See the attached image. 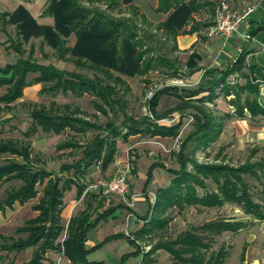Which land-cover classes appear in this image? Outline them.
<instances>
[{
	"label": "trees",
	"instance_id": "trees-1",
	"mask_svg": "<svg viewBox=\"0 0 264 264\" xmlns=\"http://www.w3.org/2000/svg\"><path fill=\"white\" fill-rule=\"evenodd\" d=\"M155 1L153 12L166 15V18L156 25L152 22L147 23L143 15L139 16L135 0H47L42 15L51 17L53 25L38 24L22 5L17 6L11 13H0V23L3 26L13 25L16 37L22 42L39 39L41 44L48 45L55 51L58 59L69 58L77 68H87L101 75L89 78L75 71L58 69L52 64H41L32 57L33 47L25 58L21 49L22 43L18 42L13 45L19 55L17 60L0 66V88H6L5 93L0 96V103L9 107L22 98L26 87L40 84V94L56 96L60 93H70L77 98L90 95L98 113L107 115L111 112L113 116L119 113L123 118L119 125L111 119L104 125L94 124L81 119L85 113L78 106L71 108L69 104L51 101L48 106L39 105L30 112L31 123L24 132L26 140L0 138V159L4 160L0 163V182L20 183L18 187H11L5 191L0 199V212L12 208L16 202L23 205L33 200L38 194L37 186H43L42 196L32 206L37 215L25 220L23 225L16 229L17 234L25 236L14 238L0 234V250L8 253L33 248L27 264H43V254L48 250L62 252L72 264H104L103 261H89L87 257L106 242L125 239L135 248V252L123 255L119 264H124L130 256L140 255L136 241L123 233L110 235L94 247H86L88 233L100 220L111 216L124 205L118 204L95 213L96 217L92 218L94 211H90L91 206L87 204L84 209L70 217L67 226L62 223L61 213L64 207V193L72 187L76 189L77 199L86 198V185L79 183L78 178L85 176L92 165H98L103 173L114 162L117 138L126 141L129 136L146 132L153 137H175L178 133L180 122L175 125H162L149 120V117L145 120H136L127 115L124 109L127 102L119 95V91L123 94L127 92L128 87L121 75L145 76L150 71L158 70L170 77H176L178 72L174 61L157 53L151 45L155 34L160 33L174 42L180 33H193L200 27L210 26L211 22H197L193 15L202 10L213 15L216 5L212 0ZM86 3L89 5L103 3L106 6L105 10L110 13H122L125 7L132 16L117 19L98 7L86 6ZM140 21L148 24V27H154V31L145 29L140 36L138 33ZM189 24L190 29L186 31L185 27ZM262 29L264 25L257 28ZM70 36L75 38L72 46L67 45ZM246 55L247 53L242 51L224 71H219V78L211 81L208 87L166 86L155 91L147 100L150 114L159 120L174 112H180L183 116L184 111L190 110L186 114L195 119V129L185 141L187 143L196 140L200 147L205 148L219 139L224 121L232 117L229 113L215 115L205 107L206 101L212 103L216 98L215 89L222 84L223 97L233 96L227 102L234 107V117H244L245 112H248L251 118H264V108L255 99L257 85L249 80L250 75L254 78L261 75L264 79V71L251 63L248 64L246 72L243 71ZM215 71L210 70L207 74L212 76ZM235 72L247 79L246 83L241 85L225 83V79ZM29 75L33 77L29 78ZM145 82L149 83L147 79ZM204 93L206 94L203 95ZM163 94L175 96L179 103L167 112L159 114L157 105ZM38 129L55 135H60L67 129L75 135L84 134L88 130H94L97 134L86 144L81 145L73 141L59 144L58 150L78 149L81 157L74 163L61 165L59 174H54L36 165L39 160L31 157L30 138ZM186 143L183 142L176 153L179 169H168L172 175L170 184L157 190L152 205V212L157 216L149 221L146 219L147 225H143L135 234L164 230L171 218L161 215L168 210L177 209L178 212H182L188 207L222 208L226 204L237 206L249 217V221L217 219L199 226H190L174 238L159 239L146 254L149 256L158 250H164L172 257V264H224L230 254L229 247L223 245L216 251L212 250L215 237L222 233L236 234L254 222L264 221V189L259 198L255 199L246 180L247 177H251L264 184V159L247 161L238 166L224 162L198 163L193 160V153L189 156L185 154ZM187 164L192 166V171L187 170ZM155 166L150 165L147 180ZM70 171L71 176L64 178L63 172ZM207 181L213 183V189H208ZM64 232L66 237L62 240ZM245 252L244 246L240 254L241 264L245 260Z\"/></svg>",
	"mask_w": 264,
	"mask_h": 264
},
{
	"label": "rangeland",
	"instance_id": "rangeland-1",
	"mask_svg": "<svg viewBox=\"0 0 264 264\" xmlns=\"http://www.w3.org/2000/svg\"><path fill=\"white\" fill-rule=\"evenodd\" d=\"M215 5L221 0H212ZM229 5L234 8L242 9L247 5L255 4L260 0H224ZM88 7H98L101 11H106V6L103 3H94L93 5L85 4ZM135 5L137 6L139 16L143 15L146 18L147 23L152 22L156 25L164 16L161 14H155L153 12L154 0H135ZM114 18L120 17H131L128 8H123L122 13L119 12H107ZM137 19V17L135 18ZM139 21V20H137ZM139 34L142 36L145 29L151 31L154 27H148V24L139 22L138 25ZM2 30L1 40L2 46H4L5 52L0 53V66H4L7 63L15 62L19 55L14 50V44L21 42V49L23 51V57H27L30 52V48L33 47V59L41 64H52L55 67L66 70L69 72H77L87 75L89 78H93L95 75L101 77L100 74H96L94 71L84 68H77L74 63L68 59L60 60L57 58L55 51L48 45L41 44L39 39H32L27 43L22 42L16 37V30L12 25H0ZM156 37L154 42L151 43L155 51L170 60L176 58V67L178 72L181 73L182 84L179 86H185L189 88H197L200 86H205L204 75L200 77H192L189 75L188 70L184 67L185 56L178 54L173 50V43L170 39L166 38L160 33L155 34ZM74 36H70L67 39V45L72 46L74 44ZM248 63H246L243 71L246 72ZM33 75H29L32 78ZM242 77V76H241ZM121 78L127 84L128 90L123 93L119 91L124 100H126L125 111L127 115L134 117L136 120H149L162 124V125H175L180 122V127L178 133L175 137H153L147 132L141 134L139 137L133 138L128 144L129 148L124 153H119L117 155V161L123 162L127 159L130 161L133 169L129 181V192L127 198L131 199L132 195H140L145 197L148 195L146 191L142 190L143 181L137 179H144L146 177L147 169L152 162L160 164L163 166L160 172L163 176H170L165 170L166 168L179 169V164L177 162L176 153L182 146L183 142L186 143L185 139L194 131L195 119L186 114L190 110L184 111L182 116L180 112H175L176 115H170L162 119H155L149 111L147 100L151 95L163 87L172 85L175 78H171L167 73L161 71H150L145 76H124ZM235 76V73L230 74L226 79L225 83L230 85H241L246 83L244 77ZM145 79L149 83L145 82ZM249 80L257 85V94L255 96L256 101L261 98L264 94L261 87H259L260 81L264 79L259 75V78H254L253 75L249 76ZM41 88L40 84L32 85L23 90L22 98L18 99L16 102L12 103L11 106L5 107L4 104L0 103V138H11L19 141L26 140L24 132L28 129L31 123L30 112L32 109L39 105L48 106L51 101H55L57 104H69L71 108L78 106L85 115L81 116V119L90 121L94 124L104 125L109 119L113 120L115 124L122 122V115L117 114L113 116L111 112L107 115L98 113L92 104V97L90 95H84L81 98L74 97L72 94H58L56 96L40 94L39 90ZM220 88V89H218ZM215 89L216 101L217 99L224 100L221 96L222 84L220 87ZM5 87L0 88V96L5 93ZM262 92V93H261ZM264 97V96H263ZM262 97V98H263ZM178 99L169 94H163L157 105V112L159 114L167 112L172 109L176 104H178ZM209 110L215 115H220V111L216 108L217 103H206L205 104ZM143 129V126H142ZM122 130V129H120ZM97 134L94 130H88L86 133L81 135H75L71 130L67 129L64 133L60 135H55L53 133H44L40 129L31 136L30 138V150L31 157L35 160H39L36 165L45 168L54 174H59V168L64 164H71L76 162L80 157V150L78 149H61L58 150L57 146L61 143L67 141H73L82 144H86L92 140L94 135ZM119 151H123V144H119ZM222 148V150H221ZM185 154L189 156L193 153V160L198 163L214 164L224 162L231 166H238L247 161H258L259 159H264V153L258 152L254 157H251V149L241 148L238 149L235 146L234 140L229 136L226 138L223 136L217 141L213 142L209 146L203 148L197 144L196 140H190L185 144L184 149ZM20 160V158H14ZM3 159H0V163H3ZM138 165V166H137ZM117 165L111 168L107 174L100 172L97 165H92L89 168V172L81 177L80 179L76 176L79 183H84L86 185V200H81L79 203H74L73 215L80 211L86 203L91 206L90 211L98 213L103 211L110 205L122 204L115 218L110 217V226L107 224H102L97 229L89 233V240H94L96 238H104L105 236L111 234L110 228L115 227L120 224L125 225V234L138 244L140 255L134 260L136 264H172V257L164 250H158L157 252L146 256L147 252L159 239H169L174 238L177 234L185 231L190 226H199L208 221L217 219H233L240 221H249V217L246 216L237 206L226 204L222 208H197L188 207L182 212H178L177 209L168 210L166 213L161 215V217H170L171 220L167 227L162 231H153L149 233L138 234V231L145 223L146 219H154L157 215L152 212V205L154 202L153 194L148 195L149 199H144L142 201H133L134 205L129 207L120 198L103 193L101 190L93 191L89 189L91 185L96 183L98 180L111 178L116 170ZM187 170L192 171V166L187 164ZM72 171L69 173L63 172V177L71 176ZM247 182L249 183L251 190L255 199L259 198L261 191L264 189V184L259 183L256 179L247 177ZM152 182V181H151ZM18 181H12L7 183L0 182V199L4 196L6 190L11 187H18ZM151 185V183L149 184ZM208 189H213L214 185L212 182L207 181ZM42 185L37 186L38 194L37 196L25 204L21 205L15 203L14 207L11 209H6L0 214V234L6 236H13L17 238L19 236H25V234H17L16 229L23 225L24 221L33 218L37 215V212L32 210V206L35 205L39 198L42 196ZM154 190V189H153ZM201 193V190H198ZM92 195V196H90ZM98 197H101L98 200ZM151 198V200H150ZM70 199L75 200V188L72 187L64 193L63 202L67 203ZM107 201V203H106ZM97 202V205L95 206ZM120 215V217H119ZM119 217V218H118ZM64 226H67V222H62ZM66 233L62 235V239H65ZM120 248L118 249L120 255L125 250L124 241H119ZM229 247V257L226 259L224 264H241L240 254L243 247H246L245 262L243 264H264V221L254 222L252 225L245 227L240 232L236 234L232 233H222L221 235L215 237L212 243V250L216 251L221 246ZM121 250V251H120ZM33 248H28L26 250L16 252H5L0 250V264H27L32 256ZM44 260L46 264H72L62 252L48 250L44 254ZM113 256L110 246L105 245L102 249L95 251L94 253L88 255L87 259L89 261H101L108 260ZM151 260V261H150ZM110 264V263H108Z\"/></svg>",
	"mask_w": 264,
	"mask_h": 264
},
{
	"label": "crops",
	"instance_id": "crops-1",
	"mask_svg": "<svg viewBox=\"0 0 264 264\" xmlns=\"http://www.w3.org/2000/svg\"><path fill=\"white\" fill-rule=\"evenodd\" d=\"M46 3H47V0H0V13H11L17 8V6L22 5L31 14V16L37 21L38 24L53 25V19L51 17L42 15V11L45 8ZM154 3H155L154 5L155 7L156 6L155 0H154ZM255 5H256L255 11L249 16L247 22L245 23L243 27V30H246L252 35L251 40L243 41L238 36H232L228 38L226 42L223 44L217 38V36H215L214 34H211V28L213 25V15L209 14L206 10H202L199 13L194 14L193 17L197 22H200V23L211 22L212 25L207 26V27H200L197 31L193 33H188V32L180 33L176 36L175 41L172 42L173 50L176 53L182 54L185 56L184 67L186 70H188L189 75L192 77L194 76L200 77L201 75H204L205 86H200V87H204V88L208 87V85L211 84V81H216L220 76L219 71H224L227 68V66H229V64L233 63L236 60L237 56L242 51L247 53L246 63L254 64L258 66L262 71H264V29L257 30L259 26L264 25V0H260L256 2ZM161 15L164 16V19L166 18V15H163V14ZM164 19H161L160 21H163ZM190 25L191 24L185 27L186 31L190 29ZM252 32L254 33L252 34ZM1 33H2V30L0 28V36H1ZM3 52H5V49H4V46H2V40L0 37V53H3ZM173 61L176 64V58ZM7 64H10V63H7ZM210 70H216L212 76L207 74V72ZM177 72H178V69H177ZM235 74L237 75V77H240V79H243L239 73L235 72ZM171 78H175V80L172 82V85H168V86L185 87V86H179L182 84V81L179 80L180 78H182L181 73L178 72V75L176 77H171ZM205 94L206 93H204L203 95ZM221 96L223 97L222 94ZM232 97L233 96L230 95V96H227L226 98L223 97L224 100H221L220 98L217 99L216 101L213 100L215 104L217 103L216 108L220 111V114L229 113L232 115L230 119L224 121L223 131L219 138H222L223 136L225 138L227 136L228 137L230 136L232 140H234L235 146L238 149L249 147V149H251V157H254L258 152L264 153V118L262 117L251 118L248 112H245L244 117H241V118L234 117L233 116L234 107L230 106L227 102ZM206 103H210V102L206 101L205 104ZM171 115H176V113L174 112ZM140 135L141 134L129 136L126 141H123L121 138H117L116 140L117 150H116V154L114 157V162L109 166V168L105 172H103V174H107L109 171H111V168L117 165V162H118L117 155L119 153L126 152L129 148L128 143L133 138L139 137ZM158 139H160V137H158ZM120 143L123 144V151H119L118 146ZM253 152L255 153L252 154ZM154 162L150 164V165L154 164L156 166L152 169L151 177L149 178V180H147V173H148L149 168L147 169L146 177L144 179L142 178L140 179L139 176L137 177V179L138 181L139 180L143 181V184L141 187L142 190L146 191L148 195L153 194V199L155 200L157 190L166 188L170 184L172 175L168 172V169H171V168L165 169L167 173L170 174L171 177H169L168 175L167 176L161 175L160 172L162 171L163 166L160 164L154 163ZM97 167L99 168L98 165ZM150 183L151 185H149ZM148 195H146L145 197L138 196L136 200L142 201L144 199H149ZM100 198L101 197H98V200ZM81 200H86V198L81 197L77 199L76 189H75V200L70 199L69 201H67V203L64 202V207L61 213L62 222L66 221L68 224L70 217L73 216L74 203L75 202L79 203ZM87 204L89 203H86L85 206H87ZM96 205H97V202L95 206ZM85 206L82 209H84ZM115 206L116 205H110L104 210L111 208V207L113 208ZM6 209H11V208H6ZM119 209H117L114 214L107 217L106 219L100 220L97 226L90 232L94 231L102 224H107L110 226L109 218L110 217L115 218L116 216H118L117 212ZM1 213L2 212H0V214ZM94 217H96L95 213L93 214L92 218ZM110 231H111V234L105 236L104 238H100V239L96 238L94 240H91V239L89 240V233H90L89 232L88 238L86 241V247L87 248L94 247L98 245L99 243H101L106 237L110 235L122 234V233L125 234L124 232L125 225H123L121 221L119 225L113 228L111 227ZM119 241H124L127 244L125 245V250L121 255L118 250L120 248ZM105 245L110 246V250L113 256H111V258H109L107 261L101 260L104 262V264H108V263L119 264L123 255L132 254L135 252V248L127 240L117 239V240L106 242L100 248L94 250L92 253H94L97 250L102 249ZM245 255H246V252H245ZM138 257L139 255L130 256L125 261L124 264H136L134 263V260ZM43 264H46V263L43 262Z\"/></svg>",
	"mask_w": 264,
	"mask_h": 264
},
{
	"label": "built area",
	"instance_id": "built-area-1",
	"mask_svg": "<svg viewBox=\"0 0 264 264\" xmlns=\"http://www.w3.org/2000/svg\"><path fill=\"white\" fill-rule=\"evenodd\" d=\"M255 4L247 5L242 9H238L232 7L224 0L219 1L214 8L211 34L217 36L223 44L232 36H238L243 41L251 40L252 35L246 30H243V27L249 16L255 11ZM235 76L237 75L235 74ZM259 87H261L262 91H264V81H260ZM262 97L258 99L257 103L264 108V97ZM117 166V170L111 178L98 180L96 183L91 185L89 189L93 191L101 190L103 193L116 196L126 205L132 207L134 205L133 201L135 198L140 196L137 194L132 195L131 199L127 198L130 186L129 181L133 167L128 159L121 163L117 162ZM86 192L87 190H85V193ZM62 240H64V238Z\"/></svg>",
	"mask_w": 264,
	"mask_h": 264
}]
</instances>
